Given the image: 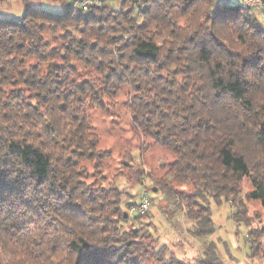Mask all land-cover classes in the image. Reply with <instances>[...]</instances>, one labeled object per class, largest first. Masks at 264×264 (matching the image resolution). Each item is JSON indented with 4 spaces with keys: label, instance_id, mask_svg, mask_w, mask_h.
<instances>
[{
    "label": "clouds",
    "instance_id": "1",
    "mask_svg": "<svg viewBox=\"0 0 264 264\" xmlns=\"http://www.w3.org/2000/svg\"><path fill=\"white\" fill-rule=\"evenodd\" d=\"M0 264H264V0H0Z\"/></svg>",
    "mask_w": 264,
    "mask_h": 264
},
{
    "label": "trees",
    "instance_id": "2",
    "mask_svg": "<svg viewBox=\"0 0 264 264\" xmlns=\"http://www.w3.org/2000/svg\"><path fill=\"white\" fill-rule=\"evenodd\" d=\"M224 2L226 3V0H224Z\"/></svg>",
    "mask_w": 264,
    "mask_h": 264
}]
</instances>
